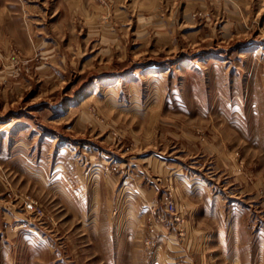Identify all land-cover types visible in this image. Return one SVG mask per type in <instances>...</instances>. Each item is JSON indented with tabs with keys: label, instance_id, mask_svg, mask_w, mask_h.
Masks as SVG:
<instances>
[{
	"label": "rangeland",
	"instance_id": "374dc122",
	"mask_svg": "<svg viewBox=\"0 0 264 264\" xmlns=\"http://www.w3.org/2000/svg\"><path fill=\"white\" fill-rule=\"evenodd\" d=\"M0 264H264V0H0Z\"/></svg>",
	"mask_w": 264,
	"mask_h": 264
},
{
	"label": "crops",
	"instance_id": "0c3cea01",
	"mask_svg": "<svg viewBox=\"0 0 264 264\" xmlns=\"http://www.w3.org/2000/svg\"><path fill=\"white\" fill-rule=\"evenodd\" d=\"M238 1V0H237ZM240 2V1H239ZM112 178V177H111ZM112 181V182H111ZM88 182V181H87ZM86 182V183H87ZM107 183V185L111 188L112 186H114V183H115V179H111L110 181H105V184ZM112 190V189H111ZM148 195H149V192L147 193ZM154 198V199H153ZM156 197H155V194H154V196H151L150 198H149V200H150V202H152L151 204L152 205H154L153 203L155 202L156 203V199H155ZM92 199H94V197L92 198ZM152 200H154V201H152ZM169 237V240L168 241H170L171 240V236H168ZM166 241V240H165ZM167 241V244H169L170 242H168ZM200 240H196V241H194V242H192V244H191V248H194V250H198V248H199V246H200Z\"/></svg>",
	"mask_w": 264,
	"mask_h": 264
},
{
	"label": "built area",
	"instance_id": "2783aa9c",
	"mask_svg": "<svg viewBox=\"0 0 264 264\" xmlns=\"http://www.w3.org/2000/svg\"><path fill=\"white\" fill-rule=\"evenodd\" d=\"M169 210H173V204L170 203Z\"/></svg>",
	"mask_w": 264,
	"mask_h": 264
}]
</instances>
